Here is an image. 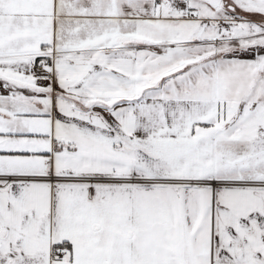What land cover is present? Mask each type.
Returning <instances> with one entry per match:
<instances>
[{
    "label": "snow or ice",
    "instance_id": "snow-or-ice-1",
    "mask_svg": "<svg viewBox=\"0 0 264 264\" xmlns=\"http://www.w3.org/2000/svg\"><path fill=\"white\" fill-rule=\"evenodd\" d=\"M0 264H264V0H0Z\"/></svg>",
    "mask_w": 264,
    "mask_h": 264
}]
</instances>
